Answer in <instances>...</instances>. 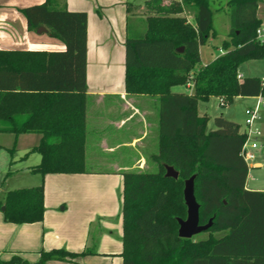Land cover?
Returning a JSON list of instances; mask_svg holds the SVG:
<instances>
[{
    "label": "trees",
    "instance_id": "obj_1",
    "mask_svg": "<svg viewBox=\"0 0 264 264\" xmlns=\"http://www.w3.org/2000/svg\"><path fill=\"white\" fill-rule=\"evenodd\" d=\"M186 4L192 5L193 24L181 15ZM144 6L149 11L145 32L127 31L124 40V88L130 94L158 96V148L148 156L157 170L122 173L121 264H264V191L245 188L249 167L240 150L246 134L221 115L207 130L209 116L197 112L198 102L211 96L223 105L237 96H264L262 79L238 78L240 63L264 59V42L255 37L261 25L257 0H227L223 53L205 65L199 46L215 36L209 0H145ZM22 13L29 30L44 26L65 47L53 52L42 69L28 66L26 52H0V132L40 133L28 151L40 154L39 163L28 168L31 173L85 172L86 14L67 10L59 0L25 7ZM187 83L189 93L172 90ZM17 90L46 93L44 103L7 110L5 99ZM164 165L173 167L177 178L164 176ZM192 175L198 223L212 219L207 236L197 240L177 232V219L186 217L184 181ZM2 205L6 222L41 221L43 184L8 190L0 198ZM221 231L223 235H214ZM88 253L52 248L40 251L36 261L13 254L0 264L72 261Z\"/></svg>",
    "mask_w": 264,
    "mask_h": 264
},
{
    "label": "crops",
    "instance_id": "obj_2",
    "mask_svg": "<svg viewBox=\"0 0 264 264\" xmlns=\"http://www.w3.org/2000/svg\"><path fill=\"white\" fill-rule=\"evenodd\" d=\"M44 1L0 0V52H26L28 66L37 69L44 68L52 60V53L65 47L60 40L50 36L46 28L45 31L27 28L22 9ZM144 1L59 0L67 10L86 14L85 172L43 176L31 173L28 168L39 163L40 154L36 152L38 156L31 159L33 152L28 151L38 144L40 133L14 135L0 132L11 136L8 141H0V149L9 152L8 149L13 148L6 162L11 173L5 175V172L0 181V198L8 190L42 183L44 206L42 220L31 223L6 222L0 210V260L18 254L28 261H36L42 250L63 248L74 253L85 250L90 253L72 261L50 260L47 264L122 263V173L155 172L157 169L148 156L158 148V96L130 94L124 88V40L127 31L134 35L145 32L149 11ZM262 1L257 0L256 16L264 24V15H260L261 9L264 14ZM181 15L193 24L191 4L184 6ZM225 38L227 36L222 40ZM218 50L215 55L204 52L203 59L200 45L201 65L223 53L220 47ZM238 75L240 78L246 76L241 72ZM188 87L191 92L192 88ZM10 94L13 95L5 99L4 108L16 111L43 104L46 93L17 90ZM38 96L42 98H32ZM20 150L23 153L16 154ZM10 160L12 163L9 164ZM248 167L261 165L259 161H253ZM8 184L11 187H7ZM245 188L264 191L246 185ZM223 234L224 231L214 233L216 237Z\"/></svg>",
    "mask_w": 264,
    "mask_h": 264
},
{
    "label": "rangeland",
    "instance_id": "obj_3",
    "mask_svg": "<svg viewBox=\"0 0 264 264\" xmlns=\"http://www.w3.org/2000/svg\"><path fill=\"white\" fill-rule=\"evenodd\" d=\"M225 1L226 0H210V8L212 11V25L215 31V36L214 38L209 37L207 42L201 45V50L203 52L204 57L203 59H205L204 52L207 53V55H211L212 53L213 55H215L219 53L218 49L220 47V42L222 38L226 37L229 32L228 14L224 10ZM137 2L142 3V0H137ZM262 3H264V1H262L261 4ZM260 15H264L262 14V9L260 10ZM238 72H241L243 75L246 76H256L264 80V59H250L243 61L239 64ZM172 90L175 92H190V88L185 84L174 86ZM256 103V97L237 96L234 97L231 102L223 105L220 104V101L217 97L211 96L207 101L198 102L197 112L209 116V121L206 125L207 130L214 128L213 119L214 117L219 115L223 116L225 119L238 123L239 127L243 129L244 110L247 107L255 106ZM257 113L259 118L255 122L254 126L258 128V133L252 134L253 137H256L257 148L253 150L254 157L249 163H252L253 161H259L261 167L249 168L245 185L248 188L264 189V104H260L258 106ZM10 138L11 136L9 134H0V141H8ZM18 153L22 154L23 150H20V152H16V154ZM30 155L31 159L38 156L36 152L30 153ZM9 158V152L5 149H0V181H2V177L4 176V173L7 170L8 164L6 162ZM7 187H11V185L8 184ZM206 236L207 233L205 231H202L193 235L192 238L197 240L205 238Z\"/></svg>",
    "mask_w": 264,
    "mask_h": 264
},
{
    "label": "water",
    "instance_id": "obj_4",
    "mask_svg": "<svg viewBox=\"0 0 264 264\" xmlns=\"http://www.w3.org/2000/svg\"><path fill=\"white\" fill-rule=\"evenodd\" d=\"M37 31H45V27L39 26ZM182 47L176 49L177 52L182 51ZM165 173L164 176L177 178L178 173L173 169V167L164 165ZM193 179L194 176H190L184 181L183 187V198L186 205V217L184 219L178 218V236L182 238H191L193 235L205 231L212 222V219L209 218L207 223L199 224L198 223V203L195 200L194 190H193ZM0 210H4V205L0 207Z\"/></svg>",
    "mask_w": 264,
    "mask_h": 264
},
{
    "label": "built area",
    "instance_id": "obj_5",
    "mask_svg": "<svg viewBox=\"0 0 264 264\" xmlns=\"http://www.w3.org/2000/svg\"><path fill=\"white\" fill-rule=\"evenodd\" d=\"M255 37L260 42H264V24H261L255 30ZM223 52V51H222ZM238 78L240 76L238 75ZM264 84V80L261 82ZM188 86L191 87V83H188ZM257 103L255 106L247 107L244 110V132L246 134L245 141L242 144L240 155L247 166L250 165V161L253 159V150L257 148L256 137H253L252 134L258 133V128L254 126L255 122L258 120L259 116L257 113V108L260 104H264V96L258 95ZM220 104H222L221 100Z\"/></svg>",
    "mask_w": 264,
    "mask_h": 264
}]
</instances>
